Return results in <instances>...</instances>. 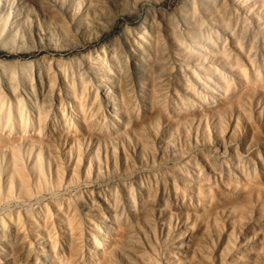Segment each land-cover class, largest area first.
<instances>
[{
	"label": "rangeland",
	"instance_id": "obj_1",
	"mask_svg": "<svg viewBox=\"0 0 264 264\" xmlns=\"http://www.w3.org/2000/svg\"><path fill=\"white\" fill-rule=\"evenodd\" d=\"M46 1L76 38L56 40L29 4L32 34L41 23L53 44L0 50V92L36 107L28 127L58 169L47 190L9 206L23 227L5 239L11 264H253L264 254V0H113L110 31L85 44L73 22L90 0ZM184 22L195 38L177 51L172 28ZM140 36L167 57L143 46L132 70L123 44ZM101 47L127 73L107 62L110 81L87 85L75 72ZM117 226L134 242L112 245Z\"/></svg>",
	"mask_w": 264,
	"mask_h": 264
},
{
	"label": "bare ground",
	"instance_id": "obj_2",
	"mask_svg": "<svg viewBox=\"0 0 264 264\" xmlns=\"http://www.w3.org/2000/svg\"><path fill=\"white\" fill-rule=\"evenodd\" d=\"M46 2V0H0V50L18 55L32 49H45L53 44V41L49 43V40L46 38L47 32L45 31V26L41 23H38V27L36 28L37 33L34 35L32 34L30 30L31 24L27 22L29 21L27 16L29 13V4L39 9V13L33 14L36 18L41 17L46 27L49 26L52 29L58 28L60 30L58 35H54L56 36V40L57 37L58 40L60 39V34L64 36L65 39L76 38L70 27L64 25L60 18V14L57 15L54 12L53 6L47 5ZM76 5L79 6V4ZM117 6L118 4L113 2V0H90L86 8L87 11L84 13L85 18L82 20L81 14H78L76 22H73L74 25L78 27L76 28V34L80 33L82 37V39L78 40L79 44H85L93 37L98 38L101 37L102 33L109 32L113 19L111 11L113 8L117 9ZM31 9H33V6ZM95 21H98V30L90 26L91 23ZM81 22H85L84 24L86 27L81 24ZM53 25H55V28H53ZM142 30H145V28H142ZM35 35L39 38V43ZM26 36H28V39ZM173 36L176 39L174 41L177 51L182 50L183 44L186 41L185 39L193 41L195 38L189 24L185 22L183 30H180L179 26L173 25L172 37ZM196 42L197 44L193 46L200 45L198 41ZM159 43L157 38H151L150 36L146 38L140 36L136 40L126 41V44H123L124 49L122 52H127L125 46H128V50L132 49L128 57L129 63L134 66L132 70H136L137 68H135V66L137 63H140V61L144 59L143 46L145 48H149V46H158L154 53L155 61L166 58L167 54H164L163 48L161 47L162 45H159ZM90 61V64H88V62L84 63L83 66L81 65L78 71L75 72L79 77L78 79H80V81L83 80L87 85L91 81L106 83L110 81L111 76L107 71V62L117 64V77H122L128 70L127 59L123 61L117 52L110 51L108 53V50L105 52L103 47H101L100 53L94 58H90ZM11 97L15 99L17 105L10 103L6 99V96L0 92V256L2 258L1 261L3 260L6 264H11V261L4 254L5 239L9 235H19L23 229L18 221L13 220V213L9 209V206L14 203L25 204L31 202L34 199V195L47 190V185L52 180V174L54 175V172L56 179L58 176V169L51 168L50 160H52V154H46V160L43 159L46 144L43 146L42 142L34 139L33 130H30L28 127L30 124H27L29 123L28 120L30 115H38L36 107L32 104L26 107L24 101L27 100V96L17 94L15 89L12 90ZM55 186L58 188L57 182L54 184V188ZM2 211H4V213L1 215ZM234 213L237 216V220H239L245 217L246 211L241 207L237 208ZM117 228L118 230L116 232L114 230L115 228H110V232H115L114 238H117L112 245L118 246L124 241L127 243L134 242L128 237L124 240L122 234L124 232L119 230L118 226ZM66 230L70 235L73 234V226L71 224L69 227L67 225ZM103 237L105 241V238L111 236L107 237L104 232L100 238ZM43 240L44 239H41V241ZM38 244L40 246L42 245L41 242H38ZM96 244H98L97 241ZM38 248L41 250L40 247ZM137 257L140 262H132V264H151L146 256L138 255ZM238 260L245 261L242 257H239ZM50 262L53 264H61L55 256ZM91 263L108 264V261L104 256L96 258L95 261L90 258L89 264ZM62 264L69 263L66 261ZM253 264H264V254L256 253Z\"/></svg>",
	"mask_w": 264,
	"mask_h": 264
}]
</instances>
